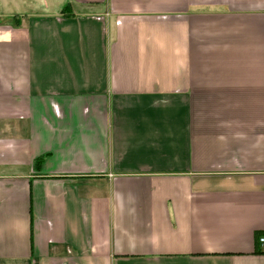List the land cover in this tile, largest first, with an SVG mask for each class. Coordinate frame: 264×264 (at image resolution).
<instances>
[{
  "label": "crops",
  "instance_id": "crops-1",
  "mask_svg": "<svg viewBox=\"0 0 264 264\" xmlns=\"http://www.w3.org/2000/svg\"><path fill=\"white\" fill-rule=\"evenodd\" d=\"M259 237L264 0H0V264H264Z\"/></svg>",
  "mask_w": 264,
  "mask_h": 264
},
{
  "label": "trees",
  "instance_id": "trees-1",
  "mask_svg": "<svg viewBox=\"0 0 264 264\" xmlns=\"http://www.w3.org/2000/svg\"><path fill=\"white\" fill-rule=\"evenodd\" d=\"M67 7H68V6H66L64 9H62V10H61V13H64L65 10L67 9ZM41 161H42V157H41V158H38V159L35 161V164H34L35 168H39V167H40V165H41Z\"/></svg>",
  "mask_w": 264,
  "mask_h": 264
},
{
  "label": "built area",
  "instance_id": "built-area-1",
  "mask_svg": "<svg viewBox=\"0 0 264 264\" xmlns=\"http://www.w3.org/2000/svg\"><path fill=\"white\" fill-rule=\"evenodd\" d=\"M258 242H259V243H263V242H264V239H263L262 237H259V238H258Z\"/></svg>",
  "mask_w": 264,
  "mask_h": 264
}]
</instances>
